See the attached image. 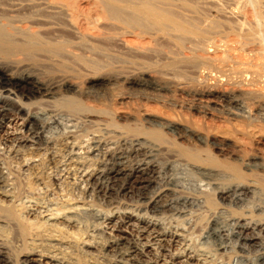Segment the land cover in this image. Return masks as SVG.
Segmentation results:
<instances>
[{"label": "rangeland", "instance_id": "1", "mask_svg": "<svg viewBox=\"0 0 264 264\" xmlns=\"http://www.w3.org/2000/svg\"><path fill=\"white\" fill-rule=\"evenodd\" d=\"M166 1L172 4L175 3V6L165 7V10L169 12L166 13L167 22L163 24L155 22V19H150L148 16L143 17L140 15L138 12L139 7L147 2L144 0H86L87 9H85L84 19L86 23L83 20L82 29L80 26L74 29L62 11L53 10V8L49 7L61 2L60 0H47V3L51 2L49 6L45 4L32 5L30 6L31 9L29 6H25V8L24 6H19V9L14 12L15 15L13 12L5 11L4 6L1 7L0 12H8L10 13L9 15L18 16L22 21L33 20V25L29 22L28 25L34 26V29L42 28L46 30L45 32H52V34L60 33L62 35L59 38L61 40L57 42L63 45V49L66 50H63L62 53L52 52L51 54V52H46L47 56L57 60L56 68H48L51 70L47 69L48 73L63 74V70H65L66 74L76 77V80L83 88L86 87V79L91 75L109 74L116 77L118 84L113 87L115 90L114 95L124 94L132 97V101L123 104L117 100H113L118 113L126 114L125 108L132 104L149 107L153 114H164L167 118L169 117L170 119L184 123L187 122L198 127L207 136L209 135L210 139H219V143L233 144L229 146L240 144L242 146L244 144L243 146H246V148L243 152L247 159H250L254 155L264 158V122H257L258 120L255 119L248 120L246 118L233 117L227 112L226 108L214 107L215 105L212 101H209L211 106H207L206 104L208 103L205 101V98L203 101L198 98H200L201 91L205 90L210 82L216 81L213 77H218L219 72L211 71V77L205 80L200 75H197L191 67H187L181 61L185 54L194 52L198 48V50H202L207 47V50H210L212 53H218L219 49L224 48L228 44L225 42L232 44L231 40L236 41L234 39H237L238 42L240 40V43L243 45H247L248 43V45L253 44L254 46H258L260 43L259 46L264 48V0H242L240 6L243 10L245 8L243 13H248L234 20L233 18H223L218 13L220 9L224 10V8H227L228 0H215L214 2L213 0ZM239 1L241 2V0ZM132 2H134L136 7L132 6ZM181 2L186 4L192 3L191 5L197 6L195 12L189 16L183 9H179L176 5ZM246 10L248 11L246 12ZM216 11L218 12L216 13ZM238 20L239 25H237ZM35 22H45L46 24L44 23L45 25L40 26ZM179 24H182L184 28L180 29L181 26ZM133 34L134 36L131 37ZM51 40L49 41H56ZM210 47L213 48L211 49ZM63 66H65L64 69L62 68ZM144 74L155 75V77L169 80L173 84L182 85L184 90L174 91L173 95L168 93L166 96H161L165 99V102L152 100V94L145 95L139 89L130 88L126 82L127 79L139 78ZM236 74L238 73H232V77L220 76L221 79L219 78L217 82H219L220 87H227L229 89H237L238 87L239 89L240 84L237 85V82L239 83L240 77ZM261 84L264 86V83ZM59 98L61 99L51 103H35L29 106L25 104L26 100L21 101L14 95H8L0 89V111L8 110L11 113L10 117L6 120L7 127L2 132L3 135L7 130L10 141L5 145L0 139V163L5 164L7 167L3 171L5 174H8H6L9 176L7 183L10 184L5 189L22 192V198L26 197L25 199H28L27 197H29V200H36L34 202L38 203V206H43L42 211L49 208L50 210L57 209L63 205L75 207V213L68 214L72 215L73 220L75 219L74 222L78 224L76 228L70 229V235L73 237L70 236L69 240L65 241L59 238H57L58 240L45 241L41 240L40 236H33L27 239L28 243L30 241V244L36 247L43 244L39 248L40 250H42L41 248L48 249L49 247L51 254L74 264H121L123 261L125 262L123 252L127 253L129 251L128 253H130L131 250L127 247L120 249L121 252L120 250L113 251V249L106 250L103 244L106 242L108 235L104 233V228L106 226L105 223H108L106 221L108 216L119 215L121 212H129L132 215L152 217L155 221L154 223L157 222L156 224H159L157 225L158 230L163 233L167 232L165 234L167 236L173 235V232L179 234L177 238L179 243L171 242L172 244H168V249L165 250L164 246L160 247L159 243L153 242V244L151 243L153 246L148 247L145 254L133 256L136 259L134 258L130 261L132 264H150V260H160V264H264L261 259H257L260 253L257 251L259 250L257 246L251 247L248 251H242L235 243V245H231L225 250H218L220 243L219 236L213 234L215 227L216 229H219V226L224 230L225 228L229 229L228 223H231V219L235 217L244 216L250 220L257 219L264 221V211L258 212L257 210L259 206H264V187L261 183L264 181L263 174L256 171L255 173H248L244 169V166H240L242 175L236 176L226 166L219 164V176L215 177L217 178L216 181L220 182L219 184L230 186L243 182L252 184L255 189V194H250L246 199L247 201L238 204L233 203L220 198V195L218 196L215 190V181L205 177L201 171L196 170V168L186 163V161L179 160L178 157L173 158L174 162L172 165H166L163 163L162 154L153 151L152 148H156V146L154 147L153 144L148 143L147 146L150 148L147 149L148 155L154 156L152 159L158 165V169L156 168L157 172L154 174V181L148 184L147 196L154 197L166 188L170 189L169 193L167 192L161 202L158 203L159 205L155 206L156 211L144 209V202L138 197V190L135 186L129 190L112 192V194L105 196L99 194L97 191L93 192L94 190L91 191V188L87 187L82 179H84V176L88 172L87 165L97 168L104 158L102 156L103 153L100 151L89 153L92 150L91 148L89 150V144L94 141H100L107 142L111 147L116 145L115 148H117L122 145V139L130 141V137H132L130 135L134 132H143V127H136L135 124L130 126L128 122L117 121L114 115L107 116L108 120L110 118L109 122L107 118L106 120L95 118V121H87L82 114L88 108L82 106L81 108L74 107L76 103L72 99L71 101L68 98ZM196 108L199 110L196 111ZM79 109H82V111ZM204 109L210 113L206 114L203 112ZM36 111L40 116L36 123L41 128L43 139L46 141V144L42 148H38L37 145H32L30 142L19 144L18 141H15L17 136L20 137L26 133V130L23 128L24 120L29 118L30 114H32L31 112ZM31 127L33 128V126ZM135 128L141 129L137 130ZM121 129L123 130L121 131ZM168 144L173 145L171 143ZM128 145H122L121 148L129 149ZM87 150L89 151L87 152ZM207 150V154L213 153V147L209 146ZM174 151L176 153L177 150L175 149ZM68 156L74 161L68 158ZM31 157L36 160H32ZM155 157L158 159L156 160ZM50 158H53V164L49 166L47 162ZM131 158L128 162L129 165L140 162L144 159V156H132ZM220 158L219 161L222 163L223 161L221 160L232 162V159L225 160V158ZM39 159L40 161H44V165L42 163L38 167L42 171L38 169L41 177L36 179L34 186L29 183L30 180L25 175L27 172L22 170L23 166L20 164L25 160H30V163L33 161L39 163ZM65 160L67 163L64 162ZM33 170L35 171V169ZM43 172H46V174ZM52 174H54V177ZM41 178L42 181L40 180ZM88 188L90 191H88ZM2 190L3 188L0 187V191ZM117 217H114V219L116 220ZM213 219H216L217 224L212 227L211 221ZM144 220L149 221V219ZM132 221L139 223L137 219ZM11 229L9 226L5 227V234L6 236L9 235V237L5 236L6 238H4L5 234H3V239L14 241V244L16 243V245L21 246L19 240H21L22 236L18 238V241L13 240L12 238L14 237ZM92 235L96 237L91 240L93 244L96 245L97 243L101 245H96L97 249H92L91 252H88L79 245L76 236L86 238V236ZM261 239L264 242V236ZM180 246L183 247L181 250L179 249ZM262 246H264V243H262ZM155 254L156 256H154ZM177 256L179 257L177 258ZM34 257H38L37 259H39L37 255ZM40 260L47 261L45 258H41Z\"/></svg>", "mask_w": 264, "mask_h": 264}, {"label": "bare ground", "instance_id": "2", "mask_svg": "<svg viewBox=\"0 0 264 264\" xmlns=\"http://www.w3.org/2000/svg\"><path fill=\"white\" fill-rule=\"evenodd\" d=\"M60 1L61 2L59 3L50 5L51 2L47 3V0H0V9H2L1 7L4 6L5 11L7 10L8 12L14 13L19 9V6H24L25 8V6L30 7L32 5H50L49 7L53 8V10L62 11L63 15L69 20V22H71L74 29L78 28L79 26L82 29L83 20L85 19V9H87L86 0ZM144 1H147L149 3L146 2L145 4H142L139 7L138 12L143 17L148 16L150 19H155L154 21L159 24H163L168 20L166 13L169 11L165 10V7L171 5L175 6V3L172 4L167 2L166 0ZM214 1L215 0H213V2ZM240 3H242V0L241 2L239 0H228V6L226 5L227 8H224V10L220 9L219 12L216 11V13L218 12L219 15L226 19H239L248 13V10H246L247 13H243L245 8L243 10L240 6ZM191 4L192 3L186 4L181 2L176 6L179 9H183L190 16L191 13L195 12V8H197V6ZM132 6L136 7L134 2H132ZM8 12H0V89L4 93H7L8 95H14L21 101L26 100L25 104H28L29 106H32L35 103H51L53 101L61 99L59 97H62L63 99L68 98L70 100L72 99L76 103L74 107L81 108L82 106L88 108V110L86 109V111H84V113L82 114V116L85 117L87 121H95V118H97L98 120L99 118H102L104 120H106L107 118L108 120L107 116L114 115L117 118V121L120 120L124 123L128 122L130 123V126H133V124H135L136 127H143V132H134L135 134L133 133L132 135H130L132 136L130 137V141L122 139V145L125 146L129 144V149L121 148L122 145L117 148H115L116 145L114 147H111L107 142L94 141L90 143L91 145L88 143L89 150L90 148L92 150H87V152L89 151V153H93L96 151H100L101 153H103L102 156L104 158L103 161L101 160L97 168H92V165H87V174L84 176L82 173V175L84 176V179L82 180L84 183H86L87 187L89 186L91 188V191H97L99 194H103L105 196L108 194H112V192L115 193L119 191L129 190L131 188H134L135 186V188L138 190V197L141 199V201L143 200L144 202V209L147 208L156 211L155 206L159 202H161L162 198L166 195L167 192L169 193L170 189L166 188L154 197L147 196L146 191L149 186L148 184L154 181L153 177L157 172L156 168L158 167V165L154 162V159H152V157L154 156L151 157V155H148L147 149L150 148L149 146H147V144L150 143L153 144L154 147L156 146V148L151 147L153 151L162 154L164 160L163 163H165L166 165H172V163L174 162L173 158L178 157L179 160L181 159L183 161H186V163L196 168V170L201 171L205 175V177H208V179L215 181V190L217 191L218 196L220 195V198H222L223 200L226 199L238 204L247 201L246 199L250 194H255V189L253 188L252 184L238 182L230 186L228 184V186H224L219 184L220 182H217V178L215 177L217 175L219 176V164L226 166V168L234 172L236 176L242 175L240 166H244V169L248 173H255L256 171L264 175V158L262 156L254 155L250 159H247L245 153L243 152L246 148V146H243L244 144L242 146L241 144L229 146L233 144L229 143L228 145L219 143V139H210L209 135L207 136L206 133H204L198 127L187 122L184 123L181 121L170 119L169 117L167 118L164 114H153L152 110L149 107L132 104L131 106L125 108L126 114L118 113L115 109L113 100H117L123 104L132 101V97L130 95L124 94L114 95L115 90L113 87L118 84L116 77L109 74L91 75L86 79V87L83 88L81 84L76 80V77L66 74L65 70H63V74H58L55 72L48 73V71H46L48 68H56L57 60L51 58L50 56H47L46 52H51V54L52 52L62 53V51L64 50L63 45L58 44L57 42L62 35L58 32L57 33L59 35L52 34V32H45L46 30L42 28L34 29V26H32V22H34L33 20L22 21L18 16H14L15 13L14 15H9L10 13ZM93 21L95 22V20ZM28 22L32 25H28ZM40 22L35 23L40 26L46 24L45 22V24ZM237 25H239V20L237 22ZM179 26H181L180 29L184 28L182 27V24H179ZM133 36L134 34L131 35V37ZM50 39L56 41L50 42ZM234 40L236 41L234 42L233 40H231L232 44H230L229 42H225L229 45L227 44L224 48L219 49L218 53H212L210 50H207V47H205V49L204 45V49L202 50H198V48V51L196 50L194 52L192 51L191 53L185 54L181 61L184 62L187 67H191L197 75H200L205 80H208L209 77H211V71L219 72L218 77H213L216 81L210 82L208 87L205 90L201 91L200 98H198L201 101H203V99L205 98V101H207L208 103L206 104L207 106H211L209 104V101H212L215 105H213L214 107L226 108L227 112L233 117H241L248 120L255 119L258 120L257 122H264V86H262L261 84L264 83V48H261V46H259L260 43L258 46H254L253 44L248 45L247 42V45H243L242 43H240V40L239 42L237 39ZM132 41L134 42V39ZM63 54L65 55L64 52ZM64 55L63 57H65ZM62 68L64 69L65 66H63ZM232 73H238L236 75H239L240 77L239 83L236 81L237 85L240 84L239 89L238 87L237 89L220 87L219 82H217L219 81L220 76L232 77ZM223 79L225 80V78ZM126 82L130 88L139 89L144 92L145 95L150 93L153 95L152 100L162 102H165V99L161 96H166L168 93H171L173 95L174 91L184 90V87L182 85L173 84L169 80L157 78L155 77V75L150 74H144L139 78H130L127 79ZM71 103L73 104V102ZM79 110L82 111V109ZM198 110L199 109L196 108V111ZM203 112H205L206 114L210 113L207 112L206 109H204ZM31 113L32 114H30L29 118L24 120L25 122L23 123V128L26 130V133L22 134L20 137L17 136L15 141H18L19 144L30 142L32 145H37L38 148H42V146L46 144V141L43 139L41 128L37 125L38 123H36L40 116L37 114V111ZM10 115L11 113L8 110L0 111V139L1 142L5 145L10 141V139L8 137L7 130L3 135L2 132L4 131L3 129L7 127L6 120L10 117ZM31 126H33V128ZM140 129L141 128L137 130ZM122 130L123 129H121V131ZM119 134L123 135L122 133ZM168 143L173 144L174 147L173 145H170ZM209 146L213 147L212 154H207L206 152L208 151L207 148ZM175 149L177 150L176 153L174 151ZM132 156H144V159H140L141 161L136 164L129 165L128 162L132 159ZM219 157L223 159L225 158V160L232 159V162L221 160L223 161L222 163L219 161ZM68 158L70 157L68 156ZM52 159L50 158L49 161L47 159L48 162L45 160L47 164L49 163V166L53 164ZM155 159L157 160L158 158L155 157ZM25 161L20 165L23 166L22 170L27 172L25 175H27V178L30 180L29 183L34 185L36 179H39L38 177H41V170L38 167L44 161H40V159L39 163L34 161L30 163V160L27 161L29 163ZM158 161L160 162V160ZM64 162H66V160ZM159 164L161 165V163ZM4 168H7L6 165L0 163V185H2L0 187L3 188V190L0 191V264H74L59 259L57 255L51 254L49 251V247L48 249L41 248L42 250H40L39 248L42 247L43 244L36 247L31 245L30 241L28 243L27 239L33 236H40L41 240L45 241H52L53 239L58 240L57 238L63 241L69 240L71 236L70 229H72L73 227L76 228L78 226V224L74 222L75 219L73 220L72 215H68L75 213V207L73 208L71 206L67 207L66 205H63L62 207L57 209L50 210L49 208L48 210L46 209L47 211H42L41 209L43 206H38V203L34 202L36 200H29V197H27L28 199H25L26 197L22 198V192L13 191L12 189H5L10 184L7 183L9 180V176H7L8 174L6 173V175L3 171ZM33 169H35V171ZM38 169L40 171H38ZM44 174H46V172ZM53 175L54 174H52V176ZM42 178L40 179L41 181ZM261 183L264 187V181ZM88 191H90L89 188ZM257 210L258 212H263L264 206H259ZM145 216L146 215L138 216L129 214V212H121V214L119 215L117 214L115 216L107 217L108 219L106 221L108 223H105L106 226L104 228V233L108 235V238L103 244L104 248H106V250L108 251L112 249L113 251H119L124 247H127L129 250H131L130 253H128L129 251L127 252L128 254L126 252H123V254L125 255L123 256L125 262H122L121 260V264H132L130 261L135 258L133 256L145 254L147 248L153 246V242L157 244L159 243L160 247L164 246L165 250L168 249V244H172L174 242L179 243V241L177 240L179 234L173 232L174 234L171 236L165 235L167 234V232L163 233L162 231L158 230L157 225L159 224H156L157 222L154 223L155 221L152 219V217ZM114 217H117V219L115 220ZM134 218L137 219L139 223H135L134 221H132L135 220ZM144 219H149V221ZM216 222V219H213L211 221V226L213 227L214 225H216ZM230 222L231 223H228L230 226L229 229L225 228L224 230L220 226L219 229H216V227L215 229L213 228V234L219 236L220 243L218 250H225L227 247L235 245V243L236 246L238 245L242 251H248L251 247L257 246V248H259V250L257 251L260 252L259 258L257 259H261L264 262V246H262V243L264 242L261 239L264 236V221L257 219L250 220L244 216H241L231 219ZM6 226L12 228L11 233L14 237L12 238L13 240L18 241V238L22 236V238L20 237L21 240H19V242H21V246L16 245V243L14 244V241L3 239V234H5L6 232V230L4 231ZM5 236L6 234L4 235V238H6L7 236L9 237V235H7L6 237ZM76 238V240L79 242V245H81V247L88 252H91L92 249H97L96 245H99L97 243L96 245H94L91 241L92 238H96L94 235L86 236V238L83 236H80V238L76 236ZM182 248L183 247L181 246L179 247L180 250ZM36 255L39 256V259L45 258L47 259V261H39V259H37L38 257H34ZM154 256H156V254ZM178 257L179 256H177V258ZM159 261L150 260V264H160Z\"/></svg>", "mask_w": 264, "mask_h": 264}]
</instances>
